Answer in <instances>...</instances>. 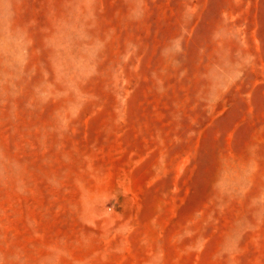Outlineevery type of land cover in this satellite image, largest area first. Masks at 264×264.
Listing matches in <instances>:
<instances>
[{"label": "rangeland", "instance_id": "rangeland-1", "mask_svg": "<svg viewBox=\"0 0 264 264\" xmlns=\"http://www.w3.org/2000/svg\"><path fill=\"white\" fill-rule=\"evenodd\" d=\"M0 264H264V0H0Z\"/></svg>", "mask_w": 264, "mask_h": 264}]
</instances>
